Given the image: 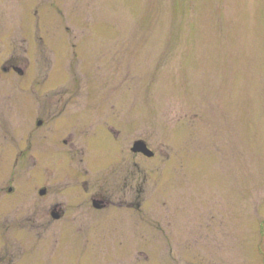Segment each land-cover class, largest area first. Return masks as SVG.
<instances>
[{
    "label": "rangeland",
    "instance_id": "rangeland-1",
    "mask_svg": "<svg viewBox=\"0 0 264 264\" xmlns=\"http://www.w3.org/2000/svg\"><path fill=\"white\" fill-rule=\"evenodd\" d=\"M12 63L0 264H264V0H0Z\"/></svg>",
    "mask_w": 264,
    "mask_h": 264
},
{
    "label": "flooded vegetation",
    "instance_id": "flooded-vegetation-1",
    "mask_svg": "<svg viewBox=\"0 0 264 264\" xmlns=\"http://www.w3.org/2000/svg\"><path fill=\"white\" fill-rule=\"evenodd\" d=\"M23 62V61H22ZM21 62V63H22ZM27 68H28V66H29V60H27ZM26 66H24V64H21V65H18V64H14V63H12V64H9L8 66H2V65H0V75H1V71H3V72H9V71H14V72H17L19 75H22V76H24L25 75V73H26ZM1 79H0V83H1ZM0 91H1V89H0ZM0 95H1V92H0ZM38 125L39 126H42L43 125V122L40 120L39 122H38ZM33 157V156H32ZM31 165H29V167L30 168H34V163H35V161L34 160H32L31 161ZM1 189H3V188H0V190ZM7 189V192L5 193L6 195H9V196H13V195H15V193L17 192V188H15V187H13V186H10V187H7V188H5V190ZM42 190V189H41ZM40 190V191H41ZM46 190V189H45ZM40 193V192H39ZM47 193V190H46V192H45V194ZM44 194V195H45ZM40 195H41V193H40ZM94 200L96 201V200H99L98 198H93V206H94ZM100 204H104L105 206H104V208L108 205V203L106 204V203H104L103 201H101L100 200V202H99ZM103 209V208H102ZM85 213L87 214V211H85ZM54 214H57V215H59V217H55V215ZM51 217H53L54 219H57V220H63V219H65L66 217H67V211H61V209H59V207H57V206H54V208L52 209V212H51ZM81 217H82V214H81ZM120 244H122L119 248H122L121 250L119 249V250H116L117 251V254H120V256H122L120 259H119V261H120V264H138V263H140V261H136V262H132V261H127V256H128V253H129V250H128V246H124L123 244H124V242H120ZM121 254H124V255H121ZM142 257H144L145 259H147V256H145V255H143V253L142 252H140V258H139V256H138V258L139 259H141Z\"/></svg>",
    "mask_w": 264,
    "mask_h": 264
},
{
    "label": "water",
    "instance_id": "water-1",
    "mask_svg": "<svg viewBox=\"0 0 264 264\" xmlns=\"http://www.w3.org/2000/svg\"><path fill=\"white\" fill-rule=\"evenodd\" d=\"M132 151L134 153H142L144 154L145 156H148V157H152L154 156V151L152 149L149 148V146L147 145V143L143 140H137L133 143V147H132ZM46 192L45 189H42L40 191L41 195H44ZM94 206L98 209H101L104 207V205L100 204L99 202L97 201H94ZM55 217H59V215L57 214H54Z\"/></svg>",
    "mask_w": 264,
    "mask_h": 264
}]
</instances>
